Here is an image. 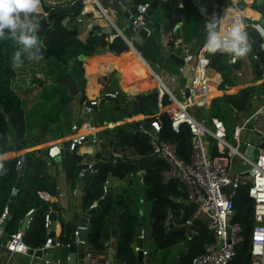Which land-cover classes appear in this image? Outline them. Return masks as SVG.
Here are the masks:
<instances>
[{
	"label": "trees",
	"instance_id": "16d2710c",
	"mask_svg": "<svg viewBox=\"0 0 264 264\" xmlns=\"http://www.w3.org/2000/svg\"><path fill=\"white\" fill-rule=\"evenodd\" d=\"M175 2H179L184 9L182 39L188 44L190 43L191 45H189L194 49L199 43L201 28L206 21L202 17L199 18L196 7L197 1L168 0L161 2V8L167 21L165 30L173 28L172 13ZM213 2L225 6L229 0H213ZM57 9L58 7L43 6V10L47 13L44 19L48 24L43 34L37 35L43 45L41 49L42 60L30 62L25 59L22 67L13 69L11 57L16 50V45L11 39L0 40V154L9 147V142L5 137L6 132H9L13 140L20 146L23 143L31 144L28 141L30 134H43L42 127L45 125L49 128L52 127L51 125H55V130L59 129L61 109L65 105L64 103L72 97L67 86L59 79L66 75L70 76L78 92L84 93L86 77L81 68V54L85 57L109 51L121 56V59L133 58L128 45L121 37L117 36L109 41V35L104 32L99 33L100 27L97 25L88 31L86 40L81 41L77 37L76 28H67L62 24L63 19L66 17L74 19L78 12H57ZM40 16L39 13L37 17ZM195 17L197 21H195ZM196 23L198 27H194ZM245 31L252 41L251 52L257 56L258 66L253 67L254 79L257 80L264 75V68L262 67L264 55L259 47L260 38L252 28H247ZM67 49H69L72 58L69 65L62 57L67 53ZM227 59L228 54L226 53L210 54V66L220 73L223 79L220 85L222 88L219 90L236 83L235 76L237 75L234 71H238L241 67L242 58H238L237 63L232 66L228 65ZM95 63L93 62L92 66ZM103 80L105 81L102 83V88L105 91L108 90L107 79L103 78ZM250 89L251 87H244L236 93H223L212 98L209 103L207 115L218 117L224 122L228 137L235 125L233 112L244 113L250 107L253 95ZM140 90V93L135 95L133 99L131 109L124 111L125 116L133 114L150 116L157 112V91L143 88ZM107 99H111V97L104 96L101 100ZM114 100H116L115 97ZM162 102L163 104L168 103L167 96H163ZM115 109H120L119 105ZM159 118L162 123L159 137L162 140L176 143L178 156L188 162L191 156L188 127L182 124L179 130L175 132L172 130L165 113H160ZM114 136L120 150L124 151L129 148L132 150V156H125L123 159H116L115 161L112 158L101 162L97 170L90 175L84 184L83 209L88 210L94 202L104 195L103 184L108 181L110 185L109 178L111 177L117 180H125L131 186L134 182L137 183V179L130 176V173L136 175L141 171L142 194L137 196L136 191L131 189L113 195L111 199L100 205L88 218L85 244L87 249L94 253L100 252L105 249L106 244H111L110 241L113 239L112 245L115 247L117 260L125 264H139L134 245L138 235L139 201L142 200L143 226L146 222L149 227L148 237L152 241L153 248L167 252L171 246L183 242L186 249L179 257V264H190L192 258L203 251L204 244L211 242L212 235L199 221H195L193 225L196 235L192 237L187 236L185 227L178 225L183 223L191 213L189 207L173 200L174 198H186L182 184L177 180L163 182L161 173L168 168V165L160 157L147 158L150 154L147 137L135 130V125H119ZM49 151L50 148H41L26 152L22 172H20L21 168L16 165L18 158L13 159L9 164L4 160L0 161L6 170L5 174L0 175V191L6 182L11 181V184H14L17 177L23 179L17 191V200L16 196L14 199L17 202L15 201L14 207L12 206L8 216L3 221L4 230L8 231L9 235L17 231L15 224L24 216L23 219L27 218V211L33 208L31 220L26 228L23 227V240L32 249H39L45 243L47 235L44 228V216L51 206L50 203L41 199L37 192L46 191L50 195L56 193L55 180L47 174L46 162L43 159L49 155ZM97 158L99 159V157ZM81 159L76 154H73L69 160L65 159L66 176L72 184L79 180L78 174L81 170L79 162ZM108 191H111L110 186H108ZM234 202L236 212L233 220L239 222L242 227L243 242L236 247L235 255L229 264H249V240L253 219L251 201L246 195L245 188L237 190ZM168 208L171 209L175 217V225L170 234H168L169 230L164 227ZM180 212H182V216L181 219H178ZM73 231V228L68 229L66 235H60L59 239L63 243H71ZM143 231L144 241L145 230L143 229ZM165 254L160 259V264H166Z\"/></svg>",
	"mask_w": 264,
	"mask_h": 264
},
{
	"label": "built area",
	"instance_id": "2783aa9c",
	"mask_svg": "<svg viewBox=\"0 0 264 264\" xmlns=\"http://www.w3.org/2000/svg\"><path fill=\"white\" fill-rule=\"evenodd\" d=\"M109 5H103L102 0H80V8L74 21L78 25L85 26L88 30L96 26V20L105 19L106 27L100 29H115V34L107 33L109 41L114 37H121L128 45L129 50L134 54L140 63L148 68V75L156 81V91L158 94L157 106L158 112L147 117L148 126L140 128L138 131L145 135L150 146V154L163 159L168 168L161 173L163 182L169 180L179 181L186 193V199L192 203L194 212L178 224L187 229V236L196 235L193 225L195 221H199L205 225L212 235V240L204 244L203 251L194 256L190 264H229L233 259L236 247L243 242L242 227L239 222L234 221L236 212L234 198L237 190L246 189V195L252 205L253 224L250 232L249 240V264H264V148H260V144L264 141V75L255 81V86L260 87L261 93L253 92L250 107L244 112L240 120H237L230 134L232 143L227 135V129L224 122L218 117L209 115L197 116L193 109H205L211 101V92L222 84L223 79L220 73L210 66V53H208L204 44L201 45L199 51L194 53V49L184 40L176 41L171 30L160 31L162 37L167 41L163 44L164 51L172 52L175 48L180 47L183 53L182 64H178V72L169 76V82L174 85L179 80V76L188 74V84L184 89H178V95L173 94L163 79L155 73L148 65L147 60L142 56L136 47L142 39L143 31L145 38L149 37L153 31L148 20L147 10L152 0L138 2L135 5V12L129 15L130 35L127 37L123 31L117 27L112 15H116L118 10L112 5V0H108ZM126 1L118 0L122 6ZM168 0H159L166 2ZM245 4L244 8H249L258 14L256 19L245 15L242 11L244 8L239 7V3ZM255 0H229L225 6L218 5L213 0L208 4L197 1V9L204 16L206 22L213 15L218 18H227V22H235L240 20L244 29L252 28L259 36L260 43H264V37L261 31H264V20L260 23L262 15L254 8ZM209 6V7H208ZM264 6V0H263ZM96 13V14H95ZM41 16L37 17L38 22L46 17V12H41ZM207 38V34H206ZM264 55V50L260 48ZM254 55V54H253ZM255 59L257 56L254 55ZM237 59H233L228 55V65L237 63ZM262 67L264 68V61ZM237 76H241V72L234 71ZM233 87V86H232ZM232 87H225V93H231ZM219 90V89H218ZM117 92L107 90L103 92V97L114 98ZM167 96L168 103L163 104L162 98ZM90 103L97 106L99 99H92ZM87 112L91 107L85 106ZM160 113H165L170 121L173 131L177 132L180 125L185 124L190 133V160L184 161L177 154V144L162 140L159 137L162 123L159 118ZM237 113V112H236ZM236 113L233 116H236ZM85 131L80 132L81 128L77 124L71 125L74 132L71 140V149L73 143L80 145L85 141L92 143H101L102 139L98 134L92 131L88 122L85 124ZM249 136L259 138L258 144L252 143ZM208 139L212 140L210 145ZM243 147L241 150L240 148ZM251 148L253 158L247 154V149ZM255 150L257 152H255ZM226 151V152H225ZM116 159L114 158L113 161ZM24 162V154H21L17 160V167L21 168ZM96 160L86 162L87 168L91 172V168ZM241 166V167H240ZM83 171V170H82ZM82 175L79 173V176ZM137 175V174H136ZM130 176H135L130 173ZM141 177V176H140ZM142 183V177L140 178ZM108 181L103 184V194L108 192ZM75 192V191H74ZM41 199L49 196L43 191L37 192ZM104 196V195H103ZM102 196V197H103ZM95 202L90 206H94ZM34 209L31 208L26 213V224L31 220ZM9 214L8 206H5L1 214L0 230L4 229L3 221ZM182 212L178 216L181 219ZM174 215L170 208L167 209L164 227L169 230V224L174 222ZM51 208L45 213L44 228L47 238L40 250L48 247L69 246L72 242L81 243L77 240L76 229L73 231V239L71 243H63L58 237H49L51 232ZM86 231V226L83 228ZM24 230L18 229L11 233L5 243V249L10 254L30 255V250H38L30 248L23 240ZM143 242L144 231L137 235ZM134 251H141L142 256H147L148 251L142 246L141 248L134 245ZM49 262V261H48ZM76 264H125L115 258V247L110 243L106 244L102 255H98L89 249L83 250L76 258Z\"/></svg>",
	"mask_w": 264,
	"mask_h": 264
},
{
	"label": "crops",
	"instance_id": "0c3cea01",
	"mask_svg": "<svg viewBox=\"0 0 264 264\" xmlns=\"http://www.w3.org/2000/svg\"><path fill=\"white\" fill-rule=\"evenodd\" d=\"M74 0H41L42 12L44 7L53 8V7H62L64 5H70ZM104 2L103 5H109L108 0H102ZM198 1V0H195ZM200 1V0H199ZM127 2H124L122 7H127ZM202 3L208 4L209 1H201ZM158 6L161 7V2L158 3ZM181 6V5H180ZM162 10V8H161ZM184 10V9H183ZM198 11V9H197ZM70 12V11H68ZM72 13V12H70ZM74 13V12H73ZM184 14V13H183ZM199 18L204 17L199 11ZM114 20L115 24L119 29L123 31L125 36L130 35L129 28H126V25L129 24V20L125 19L122 13H117L116 15L111 16ZM155 22L159 24V29L157 30L154 27L153 23H150V26L153 28L151 35L147 38L142 39L139 43L141 45L147 55L153 60L152 67L147 61L149 67L157 73L163 81L168 84L169 89L173 92V94L178 95V89H184L188 84V74L184 76H179V80L176 84L171 85L169 82V76L171 74H175L178 72V64L176 65L173 63L172 60L168 59L167 57L163 61L161 67L156 64V59L159 56L160 51H164L163 44L166 43L167 39L162 37L160 31H165V26L167 24L166 17L162 10L159 17H156V11H154ZM183 18V16H182ZM117 21L120 22L118 25ZM195 21L197 18L195 17ZM96 24L100 28L106 27V20L99 18L96 20ZM201 23V22H200ZM62 24L67 28H76L77 30V37L81 41H85L88 36V29L83 25H78L71 19L70 17H66L63 19ZM206 24V23H204ZM203 26V25H202ZM194 27H198L196 23ZM202 32V28H201ZM181 35H182V23H181ZM201 36V33H200ZM152 38V39H149ZM130 51V50H129ZM130 53H132L130 51ZM107 56H114L117 58L116 63L112 62L107 58ZM63 59L68 63L71 62V56L69 53V49H67V53L64 54ZM121 56L115 55L112 52L105 51L99 54H94L92 56H85L84 59H81L82 65L81 68L84 71V75L86 77V83L84 88V93L78 92L77 95H71V99L64 103L65 105L61 109L60 120L65 123L67 135H62L61 124L59 129L55 130V125H51V128L45 125L42 127L43 134H30L28 141L31 144H19L13 140L9 132H6V140L9 142L8 149L0 154V161L4 160L8 164L13 160L17 159L21 154H25L31 150L41 149V148H51L53 146H57L59 148L58 157L60 158L59 161L55 159L54 156L47 155L43 157L44 161L46 162V172L49 176H51L55 180V195H50L45 197L43 200L48 203L54 202L57 205L56 212H55V219H54V227L53 232L54 236L58 237L60 235H66L68 229H76L78 221L82 218V215L85 213L83 209L82 197L84 194V188L86 181H82L79 177L74 184H72L71 180L67 178L66 171H65V159H70L73 154L79 155L82 159L79 162L81 166L83 163L96 160L97 161H107L110 159H123L125 156H132V150L127 148L126 150H120V146L117 143L115 138V130L119 125H135V130H139L140 128H144L148 126V119L147 115L144 114H133L131 116H125L124 111L127 109H131V105L135 95L140 93V89L145 90H156V81L151 76L148 75V68H146L138 58L133 54V58L131 59H121ZM247 57V55H246ZM243 57L241 59V67L248 68L249 71L253 73V67H256L255 64L247 57ZM97 59L96 63L92 66V61ZM98 63V64H97ZM253 63V65H252ZM97 64V65H96ZM251 73V74H252ZM254 76V73L253 75ZM102 78V79H101ZM103 78L107 79V89L108 90H115L117 95L114 98L107 99L105 101L101 100L103 95V88L102 83L105 81ZM47 79V78H46ZM153 81L154 86H147L146 82ZM255 79H253L249 84L248 82L237 83L234 84L232 87L231 93H236L238 90L244 87H251L252 91H256L255 87ZM247 84V86H244ZM255 87V88H254ZM260 88V87H258ZM144 90V91H145ZM107 91V90H105ZM257 92V91H256ZM211 93H214L211 96V99L222 95L225 93L222 89L221 90H213ZM258 93V92H257ZM84 95V97H82ZM92 99H99V103L97 106L91 108L90 112H87L85 108L84 102H89ZM119 105L120 109H115V107ZM210 105H206L204 112L207 113ZM194 114L197 116L201 115L202 109H193ZM158 112V110H157ZM156 112V113H157ZM236 113V112H233ZM208 114V113H207ZM242 115L241 112H237L235 116V123L239 120ZM88 122L91 126V130L96 132L98 136L102 139L101 143H92L90 141H85L84 143L77 145L74 151H71V140L73 138V131L71 130L72 124H77L80 126L81 131L84 132L85 123ZM139 132V131H138ZM47 133L52 135L51 140H48ZM112 137V138H111ZM209 144L211 145L213 142L211 139H208ZM25 146V147H24ZM99 157V159L97 158ZM23 166V165H22ZM79 173H83L82 168ZM93 172L90 173V175ZM89 175V177H90ZM142 172L139 171V174L135 175L137 183H133L129 186L125 180H117L115 178L110 179V192L112 195L120 194L124 191H130L134 189L137 193V196H141L142 194V187L140 182V176ZM88 177V178H89ZM88 180V179H87ZM20 181L18 188L22 184L23 179L21 177H17L15 179V183L11 184V181L6 182L0 191V219L1 214L5 206H8L9 202L11 201V196H16L17 200V191L18 188H15L16 183ZM112 187V189H111ZM75 191V192H74ZM15 200V201H16ZM12 201V206L14 207L15 202ZM140 207V201H139ZM51 206H49V209ZM25 217V216H24ZM23 217V218H24ZM23 218L19 219L18 222L15 224L17 229L22 228ZM88 223V222H87ZM87 226V224H86ZM25 227V226H24ZM9 232L5 231L4 229L0 232V264H59L56 260L55 261H45L42 258L36 257L34 255H18V254H10L5 249V243L8 240ZM111 245L113 244V239L110 241ZM85 243H76V258L79 254L87 249ZM103 250L97 252L96 254L102 255Z\"/></svg>",
	"mask_w": 264,
	"mask_h": 264
},
{
	"label": "water",
	"instance_id": "95a60500",
	"mask_svg": "<svg viewBox=\"0 0 264 264\" xmlns=\"http://www.w3.org/2000/svg\"><path fill=\"white\" fill-rule=\"evenodd\" d=\"M200 1H211V0H200ZM138 3L137 0H133L128 1L127 2V7L124 8L122 7L119 3L118 0H112V5L115 9L118 10L119 13H122V15L125 17V19L129 18V15L131 13L135 12V5ZM159 0H152L150 3V6L147 10V14H148V20L150 23L154 24V27L158 30L159 29V24L155 22V17H154V11L156 9V7L158 6ZM239 7L240 8H244L245 4L243 2L239 3ZM80 8V0H74L70 5H64L60 8L57 9V12H77ZM254 8L257 10V12L262 15V19L260 20V23H263L264 20V6H263V0H255L254 2ZM184 10L182 8V6H180L179 2H175L174 6H173V13H172V22H173V28H172V32L174 35V39L176 41L183 40L182 39V35H181V23H182V16H183ZM48 24V22L45 19H42L39 23V31L37 33L38 36H41L45 30L46 25ZM99 33L104 32V33H111V34H115V29L111 28L110 30L108 29H99L98 30ZM206 31H205V24H203L202 26V32H201V36H200V40L198 45L194 48V53H197L201 47V45L204 44L205 40H206ZM141 35L143 38H145V33L142 31ZM136 47L138 48V50L140 51V53L142 54V56L147 60V53L145 51V49L137 44ZM168 58L170 60H172L173 62L177 63V64H182V57H183V53H181V48L177 47L175 48L172 52L167 53L166 51H160L159 56L156 59V64L158 66L161 67L163 61L165 60V58ZM247 57L255 64V66H258V63L256 62V59L253 55V53L250 51L247 54ZM46 78V77H45ZM60 82H62L63 84H65L70 92L71 95H77L78 90L73 82V80L70 78V76L66 75L62 78L59 79ZM114 90H111V92H113ZM250 91H252V89H250ZM85 106H90L91 108L95 107L94 105H92L89 102H84ZM45 128V126H44ZM61 129H62V135L65 136L67 135V131H66V126L65 123L62 122L61 124ZM47 138L48 140H51L52 135L50 133H47ZM260 148H264V141L263 143H261ZM76 147V144L73 143V147L71 149V151H74ZM226 152V151H225ZM59 154V148L57 146H53L50 148L49 151V155L50 156H54L55 159L57 161L60 160V158L58 157ZM247 154L249 157L253 158V153H252V149L248 148L247 149ZM155 155H149L147 158H154ZM102 161H97L93 164L92 168H91V172H95L98 168V166L101 164ZM88 164L87 163H83L81 165V168L83 170V173L80 177V179L82 181H87L89 175H90V170L87 168ZM23 170V166H21L20 172H22ZM20 181H18L16 183L15 188H18ZM113 197V195L111 194L110 191H108L107 193L104 194L103 197H100L94 204V206L90 207L87 211H85V213L82 215V218L78 221L77 223V228H76V232H77V240L81 243H85L86 242V231L83 229L87 222H88V218L90 215H92L100 205H102L106 200L111 199ZM15 199V195L13 193V195L11 196V201L8 204V208L9 211L12 208V201ZM176 202H180L184 205H186L187 207H189L191 209V213L194 212V208L192 203L188 202L186 198H179L173 199ZM51 205V232L49 234V237H54V232H53V227H54V219H55V212H56V208L57 205L52 202L50 203ZM142 211H143V201L140 200V207H139V214L140 217L138 218V229H137V234L140 235L142 230H143V218L141 217L142 215ZM26 219L25 218L22 222V228L25 226L26 224ZM173 229V223L169 224V231L168 234H170L172 232ZM1 232V230H0ZM188 234V233H187ZM137 245L141 248L143 246V243L141 241L140 238L137 239ZM30 255H34L36 257L42 258L45 261H57L59 264H76V243L72 242L69 246H63V247H48V248H44L42 250L38 249V250H30L29 251ZM137 257H138V261L139 264H144L143 261V256L141 251L137 252Z\"/></svg>",
	"mask_w": 264,
	"mask_h": 264
},
{
	"label": "clouds",
	"instance_id": "9594fccd",
	"mask_svg": "<svg viewBox=\"0 0 264 264\" xmlns=\"http://www.w3.org/2000/svg\"><path fill=\"white\" fill-rule=\"evenodd\" d=\"M41 12V0H0V40L11 39L16 45L11 57L13 69L22 67L25 59L30 62L43 59L42 41L37 36V16ZM205 31L204 48L210 54L226 53L236 59L252 51V41L240 20L229 23L226 17L213 15L207 20ZM261 36L264 37V31ZM260 48L264 50V43ZM80 58L85 57L81 54ZM5 171L0 162V175Z\"/></svg>",
	"mask_w": 264,
	"mask_h": 264
},
{
	"label": "rangeland",
	"instance_id": "374dc122",
	"mask_svg": "<svg viewBox=\"0 0 264 264\" xmlns=\"http://www.w3.org/2000/svg\"><path fill=\"white\" fill-rule=\"evenodd\" d=\"M102 4H104L103 1H102ZM249 8H252V7H249ZM155 11H156V17H159V15L162 12L161 7L160 6H157L156 9H155ZM117 23H118V25H120V22L119 21H117ZM149 39H152V38H149ZM147 61H149L150 65L152 67H154L153 60L149 57V55L147 57ZM174 64L176 65V63H174ZM239 71L241 72V76H238V77L235 76L236 77V83L235 84H237V83H243V82H248L247 84H249V82H251L254 79V76H252L253 75L252 71L250 72L248 68L242 67V69H239ZM247 84H245L244 86H247ZM219 88H222V87L219 86L218 89ZM256 91L258 93H261L262 92L261 89L258 88V87H256ZM200 112H201V115H207V113L204 112V110H201ZM229 140L232 143H234V141L230 137V134H229ZM249 140L252 143H256V144H258V142H259V138L256 137V136H249ZM240 149L242 150L243 147H241ZM255 152H257V151L255 150ZM111 189H112V187H111ZM143 229L145 230V239L143 241V246H144V248L147 251H149V254L147 256H144L143 257L144 264H160V259L162 258V256L165 253H166L165 254L166 255V257H165V263L166 264H179V257L185 252V249H186L185 243L182 242V243H179V244H175V245L171 246L168 249L167 252L164 251V250H155L153 248L152 241L148 237L149 227H148V225H147L146 222H145V224L143 226Z\"/></svg>",
	"mask_w": 264,
	"mask_h": 264
},
{
	"label": "bare ground",
	"instance_id": "6f19581e",
	"mask_svg": "<svg viewBox=\"0 0 264 264\" xmlns=\"http://www.w3.org/2000/svg\"><path fill=\"white\" fill-rule=\"evenodd\" d=\"M245 15L249 16V17H252L253 19H256L258 17V14L255 13L254 11L250 10L249 8H244V10L242 11ZM107 58H109L110 60H112L113 62H116L117 61V58L114 57V56H107ZM97 59H94L92 62H96ZM148 82H146V85L151 87V86H154V82L153 81H149L147 80ZM214 93H211V96H213Z\"/></svg>",
	"mask_w": 264,
	"mask_h": 264
}]
</instances>
